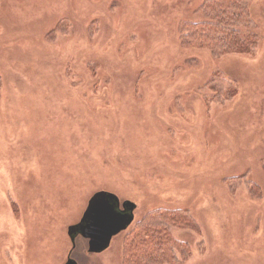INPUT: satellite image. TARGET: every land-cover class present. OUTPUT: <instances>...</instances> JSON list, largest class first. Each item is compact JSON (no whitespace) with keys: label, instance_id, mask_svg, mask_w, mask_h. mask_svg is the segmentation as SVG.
<instances>
[{"label":"rangeland","instance_id":"rangeland-1","mask_svg":"<svg viewBox=\"0 0 264 264\" xmlns=\"http://www.w3.org/2000/svg\"><path fill=\"white\" fill-rule=\"evenodd\" d=\"M203 1L0 0V264H122L125 236L156 207L197 221L196 230L164 222L173 255L179 241L189 247L182 264H264V0H246L260 37L249 53L172 50L173 23L201 20ZM60 18L66 31L48 37ZM213 68L236 84L231 103L205 104L201 78ZM126 146L149 157L119 167L149 195L117 193L135 204L133 220L91 251L67 230L92 194L108 191L93 181H119L104 161L118 164ZM236 165L245 177L226 200L215 184Z\"/></svg>","mask_w":264,"mask_h":264},{"label":"trees","instance_id":"trees-1","mask_svg":"<svg viewBox=\"0 0 264 264\" xmlns=\"http://www.w3.org/2000/svg\"><path fill=\"white\" fill-rule=\"evenodd\" d=\"M196 12L202 16L201 20L194 22L181 20L175 26L176 36L174 40L181 50L198 51L199 53L203 51L209 53L212 58H216L223 55L249 53L257 46L260 37L257 33L252 31L254 23L251 20V11L246 0H204L197 6ZM65 22L67 21L64 18H60L47 36L49 37L52 35L54 31H66L67 23ZM95 24L96 20L90 21L88 24L89 31ZM205 75L201 78L203 82L200 88L208 89L209 94L206 95L207 97L205 99V104L207 106L210 103L225 105L226 103H231L235 99L238 94V88L236 84L228 78L224 70L213 68L208 70ZM54 76L57 82L56 75ZM128 93H130V91ZM79 99H82V96L79 97ZM99 114L103 117H116V115H113L111 111H107L106 109ZM139 146L141 148H146L148 144H145L143 141ZM125 149L128 151L127 154L123 155L117 152L114 155L118 164L110 160V155H106L104 161L105 165H109L112 172L115 173H111V177L109 178L113 180V182L115 179L119 181L114 183L107 182L104 183V185L93 181L92 187H103L108 191L99 190L95 192L89 198L88 203L92 197L101 193H111L113 196H116L117 193H121L123 194L122 196L126 198L133 199V197H137L140 199L143 196L145 200L147 199L146 197L149 194L146 191V187L141 182L142 178L140 180L135 179L136 181H134L131 176L128 177L123 173L124 171L135 170V167L132 166L133 162L131 161V166H128L125 161L126 159L130 158L131 160H136L138 158V160L142 162L149 157L145 149H143L145 155H143L142 149L136 151L133 146H130V149L129 146H126ZM228 169L229 171L221 174L228 176L223 177L221 180L217 178V182L220 186L218 183L215 184L216 187L214 186L215 190L217 189L216 191H220L221 195H226V200L235 194L238 185L243 180L242 178L245 177V173L238 174L239 168L237 165L228 167ZM93 171L92 173L94 176ZM207 174H209V179H213L217 171L211 170ZM247 190V193L252 198H258L261 194V189L256 183H250ZM87 207L88 204L80 220L68 228L71 227V230H74V228L80 224ZM240 214L241 212L237 210L236 216ZM233 215H235V212H233ZM168 221L177 223L176 225L179 226V228L197 229V221L188 210L180 207H156L144 218L142 221L143 223L137 225L136 232H128L125 236V238H128V244L124 245L122 264H163V262L168 264H182V259L187 255L189 247L186 243L179 241L178 251L180 257L176 258L175 255H173L172 251H174V249L172 250V248L174 241L172 235L170 231L166 229L167 227H163L164 222ZM236 228L237 227L234 228V231H236ZM67 233L70 237L73 232ZM168 253H170V255H168Z\"/></svg>","mask_w":264,"mask_h":264},{"label":"water","instance_id":"water-1","mask_svg":"<svg viewBox=\"0 0 264 264\" xmlns=\"http://www.w3.org/2000/svg\"><path fill=\"white\" fill-rule=\"evenodd\" d=\"M119 200L111 193L96 194L88 203L87 210L79 225L75 227L74 233H80L89 239V249L100 251L106 248L112 235L124 230L133 220L134 203L123 202V207H129L118 212ZM74 264L68 260L69 264Z\"/></svg>","mask_w":264,"mask_h":264},{"label":"flooded vegetation","instance_id":"flooded-vegetation-1","mask_svg":"<svg viewBox=\"0 0 264 264\" xmlns=\"http://www.w3.org/2000/svg\"><path fill=\"white\" fill-rule=\"evenodd\" d=\"M177 20V19H176ZM179 22V20L178 21H175L174 23H173V25L172 26H174V28L172 27V33L169 35V42H170V44H171V46H169L172 50L176 47H178V45H177V43L175 42V38H174V35L176 36V33H175V26H176V24ZM174 30V31H173ZM167 41H168V35H167ZM178 49V48H177ZM179 51H180V54L182 53V54H186V53H188V52H191V51H184V50H181L180 48H179ZM171 54H173V53H171ZM169 55V54H168ZM127 208V206L124 208L123 207V203H119V206H118V208H116L117 209V211L118 212H121V211H124L125 209ZM133 212V211H132ZM72 228L70 227V228H68V230H67V232H72V231H75V230H71ZM75 229V228H74ZM88 241H89V239H87ZM68 260H71L70 259V257L69 256H67L66 257V262L64 263V264H67L68 263ZM72 262H70L69 264H71Z\"/></svg>","mask_w":264,"mask_h":264}]
</instances>
